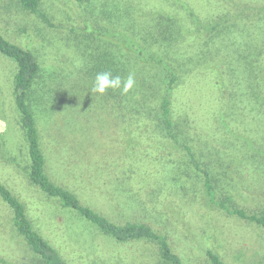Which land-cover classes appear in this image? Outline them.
<instances>
[{"label": "rangeland", "instance_id": "rangeland-1", "mask_svg": "<svg viewBox=\"0 0 264 264\" xmlns=\"http://www.w3.org/2000/svg\"><path fill=\"white\" fill-rule=\"evenodd\" d=\"M243 6L259 8L257 27ZM41 9L49 21L0 0V33L40 62L29 101L50 177L116 222L168 233L187 264H209V248L228 264H264V228L204 204L202 175L155 116L159 82L175 71L173 114L212 170L217 197L264 211V94L252 77L264 62V0H41ZM15 68L0 53V178L34 226L64 264H168L154 244L119 243L29 184ZM109 70L133 73V89L93 93ZM35 257L0 199V264Z\"/></svg>", "mask_w": 264, "mask_h": 264}, {"label": "trees", "instance_id": "trees-1", "mask_svg": "<svg viewBox=\"0 0 264 264\" xmlns=\"http://www.w3.org/2000/svg\"><path fill=\"white\" fill-rule=\"evenodd\" d=\"M76 1L82 3L84 0ZM18 2L24 9L36 13L49 21L48 16L41 9V0H18ZM244 8L249 11V14L245 15L246 18L244 20L257 27L258 24L255 23H258L259 8ZM0 53L12 60L16 67L13 75L12 90L18 114V128L27 147L28 170L25 171V174L29 184L37 187L47 197L56 199L62 208L75 212L94 225L99 232L119 243L150 242L156 246L159 257L165 263L187 264L182 255L175 250L168 233L158 232L152 225L145 222L134 220H127L125 223L116 222L96 210L93 206L83 202L74 190L66 185L57 183L50 177L46 169L48 155L41 140L36 114L29 101L32 86L41 71L38 57L31 48L13 42L1 33ZM261 61L259 59L255 61L252 77L255 78L260 93L264 94V62L261 64ZM109 72L113 76L118 75L123 79L120 72L113 70H109ZM170 74L171 76H164L159 82L162 91L158 102H156L158 107L155 116L160 123L161 129L171 139L173 145L187 151V155L194 167L202 175L206 200L204 204L209 207H215L227 215L236 216L264 228V211H249L237 206L233 202L232 197H217L216 179L212 170L195 154L191 143L181 138L184 135V130L178 126L175 120L176 117L173 114L174 91L180 78L175 71H170ZM0 199L10 209L16 230L26 241L31 251L35 253L34 264H64L58 250L34 226L26 203L1 178ZM206 258L209 264H228L219 253L210 248L206 250Z\"/></svg>", "mask_w": 264, "mask_h": 264}, {"label": "clouds", "instance_id": "clouds-1", "mask_svg": "<svg viewBox=\"0 0 264 264\" xmlns=\"http://www.w3.org/2000/svg\"><path fill=\"white\" fill-rule=\"evenodd\" d=\"M135 86L133 73L122 79L120 76H113L111 72L105 71L97 73L92 87V92L104 95L109 89H120L122 94H127Z\"/></svg>", "mask_w": 264, "mask_h": 264}]
</instances>
